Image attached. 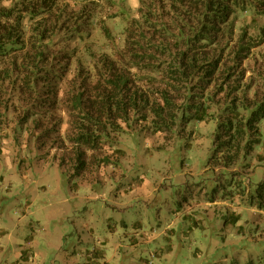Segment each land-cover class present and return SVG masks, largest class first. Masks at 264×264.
<instances>
[{"label": "trees", "instance_id": "16d2710c", "mask_svg": "<svg viewBox=\"0 0 264 264\" xmlns=\"http://www.w3.org/2000/svg\"><path fill=\"white\" fill-rule=\"evenodd\" d=\"M77 1L0 6V104L13 97L15 133L45 135L51 149L53 134L67 127L72 137L62 136L60 149L69 144L75 158L55 156L60 167L85 170V151L109 148L98 163L110 164L122 156L118 137L132 130L169 138L178 127L213 121V166L227 171L255 157L264 168V84L246 79L244 68L250 58L264 67L261 52L255 54L264 48V0H137L136 18L120 9L100 20L94 7L75 12ZM58 38L79 44L81 55L63 59ZM67 70L74 74L65 83ZM50 100L52 110L62 104L67 112H38L36 120L35 109ZM6 117L0 112V155ZM238 187L242 203L264 213V177L252 175Z\"/></svg>", "mask_w": 264, "mask_h": 264}, {"label": "rangeland", "instance_id": "374dc122", "mask_svg": "<svg viewBox=\"0 0 264 264\" xmlns=\"http://www.w3.org/2000/svg\"><path fill=\"white\" fill-rule=\"evenodd\" d=\"M19 1L0 0V6ZM85 5L97 10L98 20L120 9L137 17V0H78L75 12ZM115 34L120 48L122 37ZM58 40L63 59L75 51L81 55L79 44ZM258 52L264 62V48ZM244 68L246 79L264 84L259 60L250 58ZM73 74L65 71V83ZM6 99L0 104V112L7 113L0 155V264H257L264 259V213L245 206L238 187H247L252 175L264 177V168L255 157L227 171L213 166V121L178 127L169 138L132 130L118 137L115 147L122 156L110 164L98 163L111 155L109 148L85 151L84 170L60 167L58 156L69 161L76 154L69 144L60 149V138L72 137L67 127L53 134L58 142H50L51 150L45 135L15 133L17 109L12 110L13 97ZM23 104L25 110L28 103ZM35 110L36 120L50 111L57 117L67 112L62 104L52 110L51 100Z\"/></svg>", "mask_w": 264, "mask_h": 264}]
</instances>
